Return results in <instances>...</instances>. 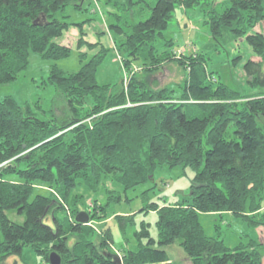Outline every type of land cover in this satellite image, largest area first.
<instances>
[{
	"label": "trees",
	"instance_id": "1",
	"mask_svg": "<svg viewBox=\"0 0 264 264\" xmlns=\"http://www.w3.org/2000/svg\"><path fill=\"white\" fill-rule=\"evenodd\" d=\"M81 1L0 0V85L18 77L30 54L50 60L69 57L71 48L57 39L72 26L78 27L79 48L90 45L83 40L84 22L66 21V7L81 9ZM140 2L150 10L146 19L129 23L126 16L116 15V23L108 25L116 53L129 70L137 61L133 69L141 73L176 60L188 73L178 86L181 93L152 89L133 76L137 72L125 88L122 79L98 85L95 73L103 49L72 73L51 66L43 84L56 89L64 107L59 114L52 111L48 120L12 96L2 98L0 264L25 246L46 262L55 252L61 264H117L113 237L105 228L106 207L120 202L121 192L154 182L157 167L191 170L188 193L162 206L144 197L146 204L139 211L156 214L157 238L150 236L149 224L142 223L135 232L136 249L124 250L121 264H175L163 249L175 243L188 264H264V244L251 239L228 248L205 236L199 222L200 213H229L252 228L264 227V213L254 217L264 210L259 203L264 194V0ZM177 7L203 13L214 41L208 47L244 42L251 54L241 66L248 93L221 83L214 88L206 78L203 54L155 53L153 42L167 29ZM79 57L82 61L85 53ZM106 181L118 184L120 193L101 190ZM38 183L46 192L35 189ZM81 185L107 196L101 216H90L101 219L100 230L75 221L83 205L82 194L75 192ZM54 189L61 194H53ZM9 210L23 220H9ZM115 217L119 223L124 218Z\"/></svg>",
	"mask_w": 264,
	"mask_h": 264
},
{
	"label": "rangeland",
	"instance_id": "2",
	"mask_svg": "<svg viewBox=\"0 0 264 264\" xmlns=\"http://www.w3.org/2000/svg\"><path fill=\"white\" fill-rule=\"evenodd\" d=\"M126 1L82 0L81 9L72 5L67 6L65 14L69 17L66 21L77 24L84 22L82 27L84 32L83 40L90 45L81 44L79 48L78 40H80V35L78 27L72 26L62 37L57 39V42L71 48L70 56L59 60H50L30 54L26 68L19 73L18 77L8 84L0 85V100L5 96H12L18 103L29 107L38 118L48 120L52 111L55 114H59V110L64 107V100L56 89L50 85L43 84V81L49 76L51 66L56 65L62 71L72 73L77 71L92 55L103 49H105L104 55L95 73L98 85H113L122 79L123 88H125L130 76L137 72L139 74H134L133 76L137 75L136 77L145 81L150 88L156 90L172 88L176 91V95H179L181 90L178 86L179 84L182 85L184 77L188 78V73L185 70H181V66L176 63V60L163 63L160 67L153 70L155 72H143L141 70V73L138 70L139 68L133 69L137 61L133 62L135 65L133 64L129 70L125 67L122 58L116 53L112 40L113 32L109 31L108 27V25L116 23L115 16H126L129 23H136L146 19L150 13L149 8L144 3H141V0H129L130 3L127 2L128 6ZM146 1L150 2V5L154 3V0ZM113 2L117 3L118 7ZM130 11H134L133 16ZM204 21L205 16L197 8L183 11L180 7H177L167 29L163 31L161 37H157L153 42L155 53L174 54L175 52L179 56L193 54V57L194 53L203 54L206 63V78L213 83L214 88L221 83L236 92L248 93L249 87L241 68L242 62L251 58L247 46L241 41L224 47L221 45L208 47L214 41L211 39ZM119 23L122 24L121 21ZM169 41L172 43L167 45L166 43ZM79 53H85V58H82V61ZM237 56L240 57L237 58ZM240 60L241 63L239 62ZM231 130L229 128V131ZM193 176L194 173L189 169L184 173L178 167L174 169L157 167L153 172L154 182L139 185L125 193L121 192L120 202L108 203L105 228L111 231L115 255L121 257L124 250L136 249L137 239L135 232L139 231L142 223L149 224L148 231L150 236L154 239L157 238L156 214L154 212L144 213V211H139L146 204L144 197H147L149 203H157L160 206L165 203L175 202L176 199L179 200L184 194L188 193ZM38 184L36 185V190H47L44 189L46 186H42L41 183ZM119 187L116 183L114 185L113 182L106 181L101 190L114 188L120 193L121 189ZM146 190H148V193L142 195ZM75 192L83 196V199H81L83 205H80L78 209L89 215L88 222L84 224L95 226L97 230H100L99 221L101 219H92L90 216L93 214L101 216V210L104 208L103 204L107 198L106 194L103 191L98 193L89 192L84 185L77 187ZM52 193L61 194L60 192H55V189ZM58 195L55 196L56 200L65 206ZM261 198L262 200L259 203L264 209V194H262ZM126 199L129 201H126ZM263 213L264 210L254 217L260 218ZM129 214L133 215L132 220L124 221ZM116 215L124 216L121 223L117 221ZM6 216L14 222L23 220V216L17 215L12 210L7 211ZM199 222L205 236L221 240L228 248H233L239 244L247 245L251 239L264 244V227L252 228L241 217L227 213H200ZM141 242H145V240ZM163 249L169 259L175 264L189 263V259L177 243L166 246ZM2 264L49 263L42 256L37 255L25 246L18 256H10Z\"/></svg>",
	"mask_w": 264,
	"mask_h": 264
},
{
	"label": "water",
	"instance_id": "3",
	"mask_svg": "<svg viewBox=\"0 0 264 264\" xmlns=\"http://www.w3.org/2000/svg\"><path fill=\"white\" fill-rule=\"evenodd\" d=\"M88 219H89V215L84 211L79 212L75 217V221L77 223H82V224L87 223ZM114 261L117 264H121V258L117 255L114 256ZM48 263L49 264H61V258L57 253L51 252L48 256Z\"/></svg>",
	"mask_w": 264,
	"mask_h": 264
},
{
	"label": "crops",
	"instance_id": "4",
	"mask_svg": "<svg viewBox=\"0 0 264 264\" xmlns=\"http://www.w3.org/2000/svg\"><path fill=\"white\" fill-rule=\"evenodd\" d=\"M214 214V213H213ZM227 214H229V213H227Z\"/></svg>",
	"mask_w": 264,
	"mask_h": 264
}]
</instances>
